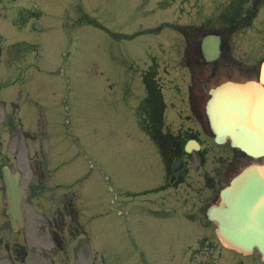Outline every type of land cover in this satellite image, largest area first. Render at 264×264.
<instances>
[{
  "label": "rangeland",
  "instance_id": "rangeland-1",
  "mask_svg": "<svg viewBox=\"0 0 264 264\" xmlns=\"http://www.w3.org/2000/svg\"><path fill=\"white\" fill-rule=\"evenodd\" d=\"M24 2L25 4L21 5L42 7L39 22L43 28L34 30L30 25L28 30L17 29L8 16L1 20V29L10 43L24 39L42 45V54L39 58L42 71L33 72L34 81L39 82L42 90L54 91L52 99L48 100V94H45L44 98L46 101L44 107L50 114L49 132L57 140V144L66 143L59 149H65L71 160L67 166L56 172V175L59 174L57 177L71 182L90 173L88 180L80 187L85 208L91 209V213L98 217L94 223L95 235L88 250L89 264L92 254L97 251L101 264H190L192 252H188V248L205 234L206 229L187 219L176 206L184 204V211L196 218L198 207H204L213 201L218 189L227 184L228 164H231L232 168L236 165L240 170L251 162L264 159L238 155L228 144L222 147L214 146L212 138L203 134L204 148L208 152L204 155V161L197 152L192 153L189 167L193 175L189 173L186 183L154 195L153 198L158 203L147 198L144 193L134 196L132 194L134 191L159 185L160 166L153 161L152 168L149 161L151 155H155L151 141L147 143L141 141L133 123L131 122L129 128L127 123L117 117L115 109L117 93L112 87L116 82L119 60L122 58L114 59V54L133 59L141 55L146 58L149 47H157L161 42H166L169 34H172L174 39L168 40L170 44L160 45V49L169 45V52L174 43L176 44L174 48L180 49L179 54H184L186 46L183 36L176 29L164 27L167 20L169 22L177 20L183 25H202L213 31L230 28L231 35H228L227 39L232 55L230 61L235 66L249 68L264 53V4L255 11L251 6L252 0ZM78 4L88 8L94 19L116 34L134 33L144 25L143 20L150 22L153 29L148 31L151 34H141L129 40L114 39L104 30L90 24L78 26L77 20L68 26L65 24V17L69 14L70 20L75 18L78 15L76 11ZM247 12L255 13L256 17L250 19L246 16ZM80 13L81 19L89 16L86 9H80ZM2 14L3 8L0 3V16ZM248 22H251V25L247 26ZM158 25L162 29L156 32ZM110 45L112 50H109ZM30 59L34 61L35 57L32 55ZM92 66L97 70L100 68L103 73H93ZM32 84L34 83L31 82L30 85ZM183 96L186 97V92ZM27 112L31 110L26 111V114ZM24 120L25 129L32 132L38 130L47 132L45 124L39 127L37 122H30L26 118ZM191 126L198 128L197 124ZM129 130L133 132L132 136H128ZM44 136L46 135L42 133L41 138ZM24 141L31 159L40 157L38 161L41 166L44 167L43 160L47 166L48 155H44L43 149L45 153H50L48 151L50 146L44 148L40 146L38 149V141L27 139ZM24 150L23 147V158L12 157V161L15 167L25 169V179L30 177L36 179V173L31 172L28 166L29 160ZM206 173L211 180L205 177ZM206 184L210 189L205 187ZM37 198L39 196H33L28 203L29 212L33 210ZM133 199L135 201L131 202ZM162 199L176 205L172 208V214L162 212L167 211L165 206L159 204L163 203ZM167 206L171 208L169 202ZM211 228L213 233L208 239H215L214 242L218 244L214 224ZM220 251L219 246L211 251L203 248L201 250L203 255L204 252L210 253L204 260L211 259L212 255H217ZM217 264H264V262L253 257H231V253L228 252L220 256Z\"/></svg>",
  "mask_w": 264,
  "mask_h": 264
},
{
  "label": "flooded vegetation",
  "instance_id": "flooded-vegetation-1",
  "mask_svg": "<svg viewBox=\"0 0 264 264\" xmlns=\"http://www.w3.org/2000/svg\"><path fill=\"white\" fill-rule=\"evenodd\" d=\"M188 51H190L188 56L193 55L196 58L194 64L198 66L197 57L201 56L200 48L197 44H193ZM118 58H122V55H119L115 59ZM184 58V54L178 56L176 60L173 58H163L159 64L155 65V68L153 64H150L148 68L142 70L136 69L135 63L128 58L119 60V66L122 67V70L117 76V104L119 109H121L122 104L127 109V113H124L127 114L125 118L136 120L144 127L163 123L162 114L154 112L151 105L157 102L158 97L156 93H159L162 101L159 109L162 106H166L167 108V103L163 101L166 98V94L163 96L161 94L165 86L163 76L169 74L170 66L173 69L179 66L182 68ZM153 61H156V59H151V62ZM187 62L191 65L190 59H187ZM203 62L206 69L200 70L199 67V70H193L191 74L190 83L186 88H189L187 99L182 96L187 84L185 83L187 80L184 72L173 75L170 82L172 86L169 87L167 85V87L170 88L172 93L170 94L172 100L179 102V98H181L178 118L182 117L184 122L187 121L192 124L205 126L210 123L206 112V95L209 93V89L216 85L217 80L223 77H225L224 80L228 78V65L225 60L221 59L213 62L203 60ZM221 62L225 64V70L223 74H218V66ZM159 66H162V68L160 69ZM159 72L162 75H159ZM22 77L23 75L19 71L14 76L3 74L2 78L3 82L5 81L7 92L11 86L22 83L23 81H20ZM205 78L208 81L202 85ZM176 80L177 84L175 85L173 82ZM132 99L134 102H131ZM185 103L188 104L189 108H185ZM172 105L173 107L177 106L174 101H172ZM7 107L17 111L20 108V103L14 100H5L4 97H2V100L0 98V109H6ZM183 113H186V116H182ZM4 118H7V115L4 112H0V119ZM209 130L205 128L204 133H210L211 130ZM186 132L189 138L197 137L203 141L200 136L202 133L200 130L193 131L191 129ZM23 135L26 134L23 132ZM13 137H16V141H13V144L16 143L15 151L18 154L15 156H19L22 150L21 147L19 148L20 138L17 137V134L11 133L12 140ZM0 143H3L1 138ZM181 152L182 150L180 151L177 148L176 154L179 155ZM8 155L6 150L0 149V207L2 211L0 212V264H82V261H72V257L74 247L77 252L81 253L84 252V249H87V238L84 235L87 232V228L86 224L81 223L77 209H74L72 187L70 185L56 183L55 186H52V189L55 190L54 193L52 192V197L45 198L43 203L39 201L42 206L47 202L50 204V208L45 209L42 206L34 208V212L30 216L35 221L27 229L23 228L14 231L10 228L9 215L6 213V208L5 211L3 209V206L6 204L3 163L4 161H8ZM169 160L167 157L168 164ZM32 165L34 171L40 169L38 162ZM182 174L180 171H173L172 168L169 179L171 181L181 180L183 179ZM35 182L36 184L28 182V188L31 187L30 189H37V191L45 189L47 181L45 180L44 171H40V176ZM57 189H63V191L58 192ZM74 239H80L79 243L77 242L73 245Z\"/></svg>",
  "mask_w": 264,
  "mask_h": 264
},
{
  "label": "water",
  "instance_id": "water-1",
  "mask_svg": "<svg viewBox=\"0 0 264 264\" xmlns=\"http://www.w3.org/2000/svg\"><path fill=\"white\" fill-rule=\"evenodd\" d=\"M221 126L233 144L253 156L264 155V87L256 83L228 85ZM11 207L20 208L22 190L9 183ZM223 205L213 216L224 237L244 250L257 246L264 253V164H254L236 176L222 192ZM225 205V206H224Z\"/></svg>",
  "mask_w": 264,
  "mask_h": 264
}]
</instances>
